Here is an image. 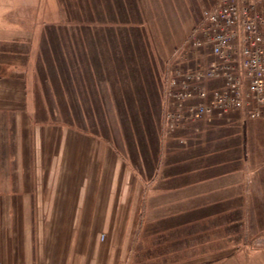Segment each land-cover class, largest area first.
<instances>
[{"label": "rangeland", "instance_id": "374dc122", "mask_svg": "<svg viewBox=\"0 0 264 264\" xmlns=\"http://www.w3.org/2000/svg\"><path fill=\"white\" fill-rule=\"evenodd\" d=\"M1 1L7 4H3L0 20L6 19L10 30L20 34L30 26L33 39L30 67L37 72L36 79L41 77L37 89L45 108V103L52 107L48 110L52 117L56 118L54 107L63 99L64 120H78L80 131L109 140L143 184L156 181L152 196V187L148 184L140 201L126 264L158 262L153 261L157 253L153 251L160 252L163 248H154L157 238L171 250L191 245L193 253H198L200 245L206 242L212 248L216 244L251 245V240L264 227V119L250 120L235 114L227 120L197 123L187 130L167 133L163 120L164 93L159 96L154 77L158 67L159 77L163 78L170 56L198 23L205 0ZM114 23L118 37L128 44H125L126 53L131 57L128 70L118 80L111 77L113 71L108 76L96 77V73L92 77L86 66L82 70L77 66L79 62L71 60L72 38L83 37L86 44L80 46V51L90 44L92 52L99 46L92 44L94 38L115 34V29L109 28L115 27ZM104 25H107L105 29ZM64 26H69L68 31L62 30ZM46 31L53 37L43 42L44 50L39 51V56L38 40L43 41ZM60 41L67 50L64 54ZM80 57L87 58L85 50ZM56 69L60 76L56 75ZM97 72L103 74V70ZM119 80H123L121 86ZM89 82L103 86L101 101L92 97L90 103L86 98L84 102L77 103L74 99L71 103V93L66 90L69 88V92L72 85L86 90ZM162 87L161 83L160 91ZM83 93L87 96L86 91ZM237 169L238 172L227 177L236 180L237 189L233 193L229 188L218 190V195L229 198L224 203L188 202L199 195L209 200L216 197L217 191L212 190L217 183L205 179ZM191 182L196 185H189ZM157 187L172 190L167 193L161 190L155 197ZM157 230L161 232L160 237ZM166 230L170 233L166 234ZM168 234L172 237L162 236ZM104 237L100 236L102 240ZM163 240L169 243L165 245Z\"/></svg>", "mask_w": 264, "mask_h": 264}, {"label": "crops", "instance_id": "0c3cea01", "mask_svg": "<svg viewBox=\"0 0 264 264\" xmlns=\"http://www.w3.org/2000/svg\"><path fill=\"white\" fill-rule=\"evenodd\" d=\"M3 4L7 3L0 0V12L4 11ZM111 26L117 29L116 25ZM57 29L59 33L60 28ZM68 29L69 26L62 28L64 32ZM116 29L113 35L105 32V36L94 38L92 44L99 46L92 52L90 44L80 51V46L86 44L83 37L72 38L71 60L79 62L77 66L82 70L86 66L90 76L95 77L96 73V77L108 76L113 71L111 77L123 78L131 57L125 50L128 44L118 37ZM46 32L43 41L38 40L37 54L43 52V42L53 37ZM32 40L30 26L17 34L10 30L6 19L0 20V46H3L0 48V264H126L140 201L148 184L152 196L156 181L143 184L109 140L80 131L78 120H64L63 99L59 98L61 102L54 107L56 118L52 117L48 112L52 107L45 103V108L37 89L41 77L36 79L37 72L34 68L31 71ZM60 44L64 54L66 49L61 41ZM84 50L86 59L80 57ZM97 70H103V74ZM59 73L56 69L57 76ZM155 73L162 97L163 79L159 77L158 67ZM122 82L119 80V86ZM90 83L86 90L76 85L69 92V88L66 90L71 93V103L74 99L77 103L84 102L85 98L90 103L92 97L101 101L103 86ZM238 170L205 179L217 183L212 190L217 191L216 197L209 200L199 195L188 202L224 203L229 198L218 195V190L229 188L233 193L238 183L227 177ZM156 190L155 197L161 190L167 193L172 189L157 187ZM160 233L156 231L157 237ZM167 233L170 232L166 230ZM254 237L248 246L216 244L212 248L206 242L200 245L198 253L191 252V245L171 250L166 244L168 240H163L166 248L157 238L152 247L163 251L154 250L157 253L153 261H158L154 264H264V227Z\"/></svg>", "mask_w": 264, "mask_h": 264}, {"label": "built area", "instance_id": "2783aa9c", "mask_svg": "<svg viewBox=\"0 0 264 264\" xmlns=\"http://www.w3.org/2000/svg\"><path fill=\"white\" fill-rule=\"evenodd\" d=\"M163 71L167 133L238 114L264 119V0H205Z\"/></svg>", "mask_w": 264, "mask_h": 264}]
</instances>
